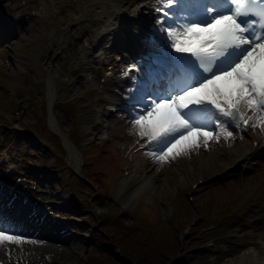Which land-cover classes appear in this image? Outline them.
I'll list each match as a JSON object with an SVG mask.
<instances>
[{"label":"snow or ice","instance_id":"obj_1","mask_svg":"<svg viewBox=\"0 0 264 264\" xmlns=\"http://www.w3.org/2000/svg\"><path fill=\"white\" fill-rule=\"evenodd\" d=\"M156 2L155 30L178 55L153 58L166 87L162 95L149 93L146 107L131 116L132 133L156 146L149 155L166 163L232 138L223 123L209 122L213 114L264 131V0ZM6 243L35 241L0 226V245Z\"/></svg>","mask_w":264,"mask_h":264},{"label":"rangeland","instance_id":"obj_2","mask_svg":"<svg viewBox=\"0 0 264 264\" xmlns=\"http://www.w3.org/2000/svg\"><path fill=\"white\" fill-rule=\"evenodd\" d=\"M48 3L46 5L43 6V10H51L52 5H54L56 2L53 1L52 3L47 1ZM38 8V5L36 6ZM37 9H31L30 7V14L26 15L25 19H26V25L27 28L30 29L32 27H34V24H36V26L38 25V23L40 24V22H35V19L33 17H31V14L36 13ZM67 14L69 15L70 13L67 12ZM71 15V14H70ZM78 16L83 15L82 12H79L77 14ZM92 16L89 14H86L85 17V22H84V26L86 27V30L88 31L89 37L90 39L95 42L98 40V36H97V31H98V26L97 25L95 28L92 26V20H91ZM46 21V18L44 17V22ZM35 35V34H33ZM47 36L48 34L44 32H41L40 35L37 36V40L39 41V43L41 45L45 44V41L47 40ZM71 40H68V43H70ZM47 44V43H46ZM45 52V51H44ZM45 54L46 58L51 57V53H43ZM84 55V52L82 49H77V48H73L72 46H68L66 53L62 56V59H56V63H58L60 65V73L61 75H64L67 77V79L72 75L73 73V65L74 63H76L77 61L81 60L82 57ZM71 95V93H70ZM26 100L21 101L19 104H23L24 106H27L29 108V110L31 111L30 117L31 119L35 120V126H34V131H35V136L39 137L42 139V144L39 145V147L36 146H29L27 147L26 151H32V150H36V151H32V155L31 156L36 164H40L41 167L46 168L47 170H50L54 173L58 172V171H62V176L57 177L58 179H65L66 175L69 174L68 170L65 168L64 162H63V155H62V151L58 145V142L55 138H53L52 136H50L48 134V132L45 130L44 126H43V116H44V103L43 100L41 99V97H38L36 99V97H25ZM73 100L68 102L65 105H59L56 103V112L58 113V115H60V125L65 128V129H69L72 126H66V117L64 116V112H66L67 110H72L73 109ZM6 103H0V106L5 105ZM79 132H81V128L76 127L75 129H73L71 131L70 137L72 139L75 140H81V134H79ZM16 133H14L15 135ZM23 145H21L22 148ZM32 148V149H30ZM159 180V179H158ZM160 183L161 186L159 187V189L156 188L155 182H152V187L154 188L153 191L156 194H160V195H165V191H166V187L162 184V180L160 178ZM261 187L263 188V192L262 190L259 191L257 190V192L254 194V196H259V197H264V184H260ZM84 187V186H83ZM87 192L89 194H93L92 189L89 188V186L87 188ZM79 192L82 194V189L79 190ZM128 193L125 194H120L119 198H114L111 194L110 191H106L104 192V194L100 197V201H102L103 203V207H107L110 208L111 210H115L117 209L118 205H121L123 202L124 197H126ZM68 193H64V195H67ZM69 197L71 196V194H68ZM153 200V206L152 209L153 211L156 212V214L159 216L162 214H160V209L164 208L162 205H160L158 202V200L156 198H154L152 196ZM74 200V199H72ZM168 200V199H166ZM170 201V200H168ZM140 204L142 206H145L146 204H150L151 203V199L149 197V195H142L141 199L139 200ZM131 207V205L129 206ZM133 213H125L127 215V221L130 220L131 216H134V218H141L144 219L142 217V214L140 212V210L138 208H134L133 209ZM259 214V213H256ZM165 216V215H164ZM119 217V216H118ZM117 217V218H118ZM248 222V226L252 229H257L260 225H264V219H259L257 217H252L249 220H247ZM241 224L242 223H238L237 228L238 230L241 231ZM73 227L77 228L79 231H75L78 234H82L81 232L85 231V226L83 225H74ZM154 228L160 230L161 229V225L159 223H156V225L154 224ZM133 230V229H132ZM261 233H263V229H261ZM83 249V247H82ZM162 250H159L158 253H162ZM71 258L68 260L67 263L65 264H74L76 262V254L72 253L71 254ZM151 257L147 256V262H150ZM233 264V263H230Z\"/></svg>","mask_w":264,"mask_h":264},{"label":"bare ground","instance_id":"obj_3","mask_svg":"<svg viewBox=\"0 0 264 264\" xmlns=\"http://www.w3.org/2000/svg\"><path fill=\"white\" fill-rule=\"evenodd\" d=\"M56 2V0H53ZM93 1H97L96 3L99 4L97 7V14L95 15L94 19L99 20L101 19L103 23H106L107 25L103 28V33L107 37H111V39L108 41L110 43L109 47L106 49H103L101 55L104 56V53H111L115 50H124L127 55L129 53H132L133 55L135 52L132 50L134 46V42L131 45H124L123 42L119 38H128L129 40L135 41L137 35H136V29H141L146 25V22L148 21L147 15L150 14V12H147L148 9V3H152V0H83L84 3L91 5ZM55 6V9H58L57 3L50 6L51 9ZM143 25L141 28H136L134 31L131 30L132 26H140ZM104 36L105 38H107ZM110 80V79H108ZM110 84H107V89L110 87ZM104 104L106 105V111L108 113H111V110L115 107V102H110L108 98L103 100ZM97 126V125H96ZM52 128V126H50ZM101 129V128H100ZM90 141H86V150L92 154V158L94 160H105L106 166L108 168V174L105 176L108 180V187L110 184L112 186L122 185L125 183L128 179L129 182L132 181L133 176L129 177H120L118 180L114 178V173L116 172V169L118 168V160L117 154L115 150L112 148L110 150V155H108V152L105 149V143H103V146L101 148L97 149H91ZM133 144V141L128 137L127 143L123 146L122 153L126 154L127 158L131 159V164L128 165L126 162H121L122 167H127L128 169H140L141 167H148L149 164L146 163V161L139 155V153H136L133 155L132 149L136 148V145ZM66 149V145L64 146ZM100 151H104L105 155L103 157L99 156ZM69 153L70 158L75 160V156ZM76 163V160L74 162ZM143 180H146L147 177L144 176ZM155 177H150L149 179H154ZM160 180V178H159ZM155 186V185H154ZM154 189V188H153ZM52 227L55 228V225L52 224ZM237 264V263H233Z\"/></svg>","mask_w":264,"mask_h":264}]
</instances>
